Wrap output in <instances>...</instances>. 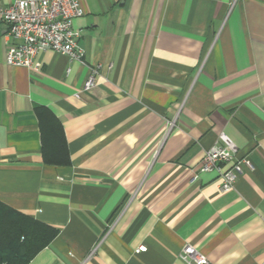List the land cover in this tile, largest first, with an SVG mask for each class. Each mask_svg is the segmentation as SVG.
I'll return each instance as SVG.
<instances>
[{"label":"crops","instance_id":"crops-1","mask_svg":"<svg viewBox=\"0 0 264 264\" xmlns=\"http://www.w3.org/2000/svg\"><path fill=\"white\" fill-rule=\"evenodd\" d=\"M80 1L82 63L8 66L0 16V203L58 230L29 264H264V0ZM221 133L253 165L224 194Z\"/></svg>","mask_w":264,"mask_h":264},{"label":"built area","instance_id":"built-area-1","mask_svg":"<svg viewBox=\"0 0 264 264\" xmlns=\"http://www.w3.org/2000/svg\"><path fill=\"white\" fill-rule=\"evenodd\" d=\"M85 15L80 0H15L0 9V16L8 26L9 37L15 43L8 47V66L37 70L35 59L46 51L64 55L72 62H83L84 51L79 45L80 32L74 29V20ZM97 69H91L83 91L89 92L96 86ZM79 97V95H76ZM219 145L205 154L200 173H217V187L227 193L246 169L253 170L248 157H238V147L226 134L218 136ZM141 246L138 252H145ZM185 264H212L210 260L188 244L179 254Z\"/></svg>","mask_w":264,"mask_h":264},{"label":"trees","instance_id":"trees-1","mask_svg":"<svg viewBox=\"0 0 264 264\" xmlns=\"http://www.w3.org/2000/svg\"><path fill=\"white\" fill-rule=\"evenodd\" d=\"M53 145V144H52ZM54 159L43 143V158L47 163H69L68 155ZM58 235V230L40 223L0 203V264H29Z\"/></svg>","mask_w":264,"mask_h":264}]
</instances>
